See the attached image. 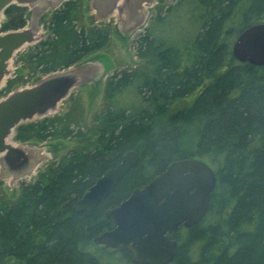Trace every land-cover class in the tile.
Here are the masks:
<instances>
[{
    "label": "trees",
    "instance_id": "1",
    "mask_svg": "<svg viewBox=\"0 0 264 264\" xmlns=\"http://www.w3.org/2000/svg\"><path fill=\"white\" fill-rule=\"evenodd\" d=\"M174 1L135 41L146 66L109 76L92 145L23 184L17 201L0 195V264H136L128 250L93 242L113 227L105 212L188 157L208 162L217 186L206 215L175 233L171 264H264V66L232 54L240 32L264 22V0ZM75 7L58 6L48 34L21 56L32 71L68 69L108 41V29L78 27ZM4 15L1 31L18 30L28 7L12 4ZM57 127L46 118L27 122L15 139L48 140ZM130 150L138 162L116 189L91 212L75 213V201Z\"/></svg>",
    "mask_w": 264,
    "mask_h": 264
},
{
    "label": "water",
    "instance_id": "2",
    "mask_svg": "<svg viewBox=\"0 0 264 264\" xmlns=\"http://www.w3.org/2000/svg\"><path fill=\"white\" fill-rule=\"evenodd\" d=\"M60 1L0 0V86L12 73L11 61L15 53L42 38V14ZM118 3L112 1L108 9L102 11L95 5V9L100 18L117 11L123 23L131 12L123 11L126 4L120 6ZM12 4L30 7L31 23L18 30L1 31L4 11ZM144 15L141 10L139 16L143 19ZM232 54L239 62L263 67L264 22L240 32L233 43ZM82 79L91 80L79 69H64L47 74L34 86L17 89L0 100V162L8 177L13 174L17 179L30 176L43 161L38 152L10 141L16 128L56 111L70 90L83 83ZM138 159L136 150L125 153L115 167L106 170L75 201L73 211L78 214L94 210L116 189ZM216 186V171L208 162L189 157L175 160L150 182L135 188L128 198L108 208L105 216L112 220L113 227L101 232L93 242L109 249L128 250L136 264H171L178 251L175 233L182 227L197 224L206 215Z\"/></svg>",
    "mask_w": 264,
    "mask_h": 264
},
{
    "label": "rangeland",
    "instance_id": "3",
    "mask_svg": "<svg viewBox=\"0 0 264 264\" xmlns=\"http://www.w3.org/2000/svg\"><path fill=\"white\" fill-rule=\"evenodd\" d=\"M67 0L57 2L58 7ZM76 4L74 16L80 28L91 30L94 27L109 30V39L106 43L88 51L77 65L72 69H79L80 73L89 75L90 81L82 79L81 84L73 87L68 96L63 99L58 109L43 117L47 120H55L59 134H55L48 140L34 139L28 142H20L15 139V133L10 141L16 145H23L32 152H38L42 162L37 166L34 173L27 177L17 179L13 174L8 177L2 169L0 162V195L5 203L17 201L22 194V185L33 183L41 173L49 166L60 160L69 150H84L93 143L91 132H93L97 117L105 109V94L109 76L121 69H140L146 66L148 58L138 53L135 43L138 35L144 31L143 25H148L152 17L164 13L166 8L174 4V0H149L143 5L144 10L140 29L131 31V36H124L123 23L118 19L119 15L100 18L95 9V0H71ZM53 9H49L40 18L42 24V36L48 31L45 25L51 18ZM163 26H160L162 28ZM135 30V31H134ZM133 32V33H132ZM31 45L18 50L11 61V75L6 78L0 86V100L11 92L24 87H31L37 84L44 75L41 72L32 71L29 65L23 63L20 58L26 54ZM88 79V78H87ZM35 117L31 121L43 120ZM28 121V122H31ZM27 123V122H26ZM62 131V132H61Z\"/></svg>",
    "mask_w": 264,
    "mask_h": 264
},
{
    "label": "flooded vegetation",
    "instance_id": "4",
    "mask_svg": "<svg viewBox=\"0 0 264 264\" xmlns=\"http://www.w3.org/2000/svg\"><path fill=\"white\" fill-rule=\"evenodd\" d=\"M112 1H113V4L115 2H119L118 5H120V6L126 4L125 5V9H123V11L125 10V12H127L128 14H129V12H131L129 18H127L123 22V25H122L123 28H124V36H129V34L131 33V31L133 29H135V28L136 29L138 28L137 30L135 29L136 31H138L141 28L140 27V24H141V20H142V18L139 16V13L141 11V8H143V5L145 3H147V2H149V0H95L94 1V4L97 5L100 8V10L102 11V10L108 9L107 6L110 5V3ZM105 3H108V4H105ZM56 8L57 7H55L54 10ZM51 9H53V8H51ZM48 10L46 12H48ZM31 13H32L31 9L28 8V22H27V25L31 23ZM112 15H117L118 16L119 13L117 11H114L110 16H112ZM106 18H104V19H106ZM118 19L120 20V16L118 17ZM40 27H42V24L41 23H40ZM144 27H145V25H143L142 28H144ZM130 36H131V34H130ZM43 37H45V36H42V38ZM75 65H77V64H75ZM74 66H72L70 68H73ZM7 171H9V170H7ZM9 172H12V171H9ZM13 172H17V171H13Z\"/></svg>",
    "mask_w": 264,
    "mask_h": 264
},
{
    "label": "crops",
    "instance_id": "5",
    "mask_svg": "<svg viewBox=\"0 0 264 264\" xmlns=\"http://www.w3.org/2000/svg\"><path fill=\"white\" fill-rule=\"evenodd\" d=\"M41 33L43 34V32L41 31Z\"/></svg>",
    "mask_w": 264,
    "mask_h": 264
}]
</instances>
